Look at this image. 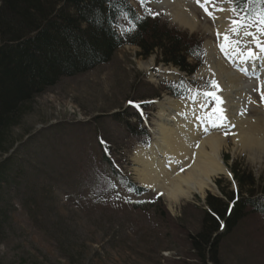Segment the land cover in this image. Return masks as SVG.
Here are the masks:
<instances>
[{"label": "rangeland", "instance_id": "374dc122", "mask_svg": "<svg viewBox=\"0 0 264 264\" xmlns=\"http://www.w3.org/2000/svg\"><path fill=\"white\" fill-rule=\"evenodd\" d=\"M132 2L139 14L149 12L150 6L147 4L142 6L140 1ZM161 16V27L179 32L187 39L197 38L203 45L208 40L202 30L187 31L174 24L170 17ZM157 36H161L160 31H157ZM161 59L159 50L144 57V52L137 47H123L109 64L87 75L64 80L50 93L39 97L29 115L23 118L22 124L12 130L10 143L14 144L15 150L26 153L30 159H36L39 152L33 144L22 147L38 132L50 126L91 123L93 117L102 114H107L103 117L108 118L113 113L129 111L127 106L130 101L155 100L158 95L160 98L156 99L157 102L162 100L163 95L167 94L165 89L157 87L159 85L156 83H149V72L152 73L157 66L163 67ZM194 80L198 85L192 88L210 94L209 105L215 115H220L222 105L219 97L212 96L209 79L203 77ZM151 108L145 126L155 131L159 108L156 105ZM249 115L259 118L252 110ZM107 121L102 135L119 147L115 155L120 160V166L139 183L136 171L141 166L136 163L135 157L140 148H149L152 142L143 145L141 139H134L115 126L110 127L113 123L109 119ZM56 133L61 138L83 142L79 146H85V152L79 153L75 144H72L69 148L60 149L54 160H33L32 165L38 167L53 163L46 173H35L31 178L34 185L41 187L36 192L40 197L52 194L49 192L52 185L50 178L59 181L55 196L62 189L71 190L77 181L87 186L92 180L90 155L93 148L88 130L82 132L77 127L69 126L66 129L58 128ZM230 134L232 131L228 132V136ZM228 136L222 157L229 174L214 177L213 185L203 196L192 193L191 198H182L175 204L164 194L155 192L153 195L163 198V203L155 206L156 216L148 212L138 213L131 207L117 209L106 205L107 210L102 217H86L80 208H70L63 199L52 205L51 212L42 208L41 215L45 222L38 221L36 224L33 217L19 210L16 214L7 215L2 222L0 264H200L192 253L188 239L197 234L203 225L208 194L219 197L223 190L224 193L237 192L238 186L232 181L230 169L240 176L242 172L252 176L254 184L251 187L237 182L240 195H249L248 190H252V194L264 198V158L261 157L262 161L254 160L247 152L234 151V142ZM118 210L121 214H116ZM162 211L165 212L161 219ZM219 253L218 264H264V216L247 211L245 219L230 236L222 240Z\"/></svg>", "mask_w": 264, "mask_h": 264}, {"label": "trees", "instance_id": "16d2710c", "mask_svg": "<svg viewBox=\"0 0 264 264\" xmlns=\"http://www.w3.org/2000/svg\"><path fill=\"white\" fill-rule=\"evenodd\" d=\"M1 1L0 158L11 149L12 130L29 115L37 97L64 77L77 76L100 63L109 62L114 52L125 43L110 27L114 15L124 8V0ZM154 27L144 24L128 43L138 46L146 57L158 48L163 51L167 62L186 65L184 44L168 32L156 36ZM104 160L102 157L103 164ZM43 172L14 158L0 159V235L7 215L18 210L14 207L15 200L36 224L42 222L37 208L40 204L50 205L51 194L40 197L36 192L41 187H35L29 180L35 173ZM236 175L241 184L253 186L252 176ZM49 181L52 184L50 190L58 180L50 178ZM207 205L217 216L226 217L228 207L222 200L210 196ZM234 207L227 217L232 224L244 216L245 202ZM203 219L199 232L189 236L188 240L198 263L218 264L220 237L213 238L218 232V220L209 213Z\"/></svg>", "mask_w": 264, "mask_h": 264}, {"label": "bare ground", "instance_id": "6f19581e", "mask_svg": "<svg viewBox=\"0 0 264 264\" xmlns=\"http://www.w3.org/2000/svg\"><path fill=\"white\" fill-rule=\"evenodd\" d=\"M195 1L211 17L213 9L206 4L207 1ZM151 3L174 24L190 31L203 30L209 41L205 44L206 65L198 77H208L215 81L214 88L222 89V121L209 113L204 96L199 94L181 100L166 97L158 103L160 110L153 145L137 153L135 161L142 166L137 177L144 185L163 192L176 204L182 198H191L192 193L203 196L213 185L214 177L228 174L222 157L227 139L221 133L234 129L231 138L234 151L247 152L254 160L264 158V121L247 118V107L258 102L250 93V83L244 82V70L264 75V48L257 43L253 33L238 28L239 43L230 55L231 66H228L219 57L222 52L235 49L227 45L231 44V37L225 39L231 16L226 6L222 9L215 7L218 13L210 20L215 25L212 28L207 22L209 19L202 21L197 16L198 11L192 8L190 0H151ZM212 33L219 37L217 44L210 38ZM252 34L257 47L255 51L249 42ZM225 48L228 51H224ZM259 60H262L260 69ZM233 68L238 71L234 72ZM259 86L264 97V77L259 79Z\"/></svg>", "mask_w": 264, "mask_h": 264}, {"label": "snow or ice", "instance_id": "6c2138e0", "mask_svg": "<svg viewBox=\"0 0 264 264\" xmlns=\"http://www.w3.org/2000/svg\"><path fill=\"white\" fill-rule=\"evenodd\" d=\"M143 2V0H142ZM262 3H264V0H261ZM233 12H236L237 10L235 8L232 9ZM233 24H239L240 21L239 20H233L232 21ZM225 39H228V37L226 36ZM252 55H255L254 53H252Z\"/></svg>", "mask_w": 264, "mask_h": 264}]
</instances>
